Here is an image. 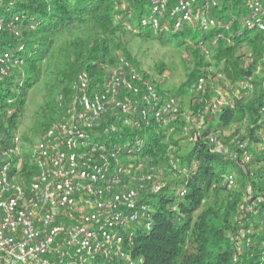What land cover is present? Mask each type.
Instances as JSON below:
<instances>
[{
    "label": "trees",
    "instance_id": "1",
    "mask_svg": "<svg viewBox=\"0 0 264 264\" xmlns=\"http://www.w3.org/2000/svg\"><path fill=\"white\" fill-rule=\"evenodd\" d=\"M144 3L146 0H0V14L7 13L5 9L11 4V14L23 16L18 23L19 37L8 32L0 33V50L7 51L20 62L12 66L0 81V149L16 146L15 132L26 115L27 93L41 77L40 66L55 38L62 32L79 31L77 41L67 47L71 53L66 64L69 76L56 87L55 93L61 96L58 112L46 114L40 122L35 121L31 128L35 136L44 133L61 116V105L69 102L78 73L87 72L91 87L106 81L110 70L117 65L118 49L122 53L120 58L135 67L144 80L154 83L160 94L177 99L176 95L166 90L159 91L160 84L137 68L131 53L126 48H120L119 36L131 34L162 46L172 44L176 39L179 46L193 49L194 65L189 69L183 87L191 95L187 105L189 115L201 114L204 121L198 131V140L188 142L191 145L189 152L177 158V162H169L168 147L177 149L179 145L178 139L171 134H179L188 141L185 128L190 124L185 120L186 114H183L178 99V116L168 123L150 120L148 126L142 124L141 129L135 130L123 123V117L116 112L104 115L91 130L97 140L122 146L126 155L123 161L126 165L130 164L133 172L139 169L141 173H147L150 167L160 169V166L168 165L169 175H173L172 181H167L156 192L151 190L150 185L137 191V204L147 209V218L133 224L124 234L123 249L129 254V261L110 264H234V256L240 264H264V201L256 207L249 206V211L242 208L240 198V189L247 186L254 189L248 188L253 197H256L257 190H264L259 183L264 180V118L259 117L264 112V74L258 80L255 76L264 72V34L249 29L237 34L245 15L240 0H228L214 12L227 21L233 19L228 32L219 28L207 33L191 28L173 33H155L149 29L138 33L125 30V20L139 25L138 19L147 8ZM117 16L120 18L117 19ZM217 32H221L224 39L210 46ZM229 38L231 45L226 42ZM203 41L210 51L208 59L198 47ZM243 48L250 51L254 62H245V56L241 58L239 52ZM20 67L24 71L19 70ZM106 67L110 68L109 72H106ZM221 74L231 81L253 76L251 83L257 93L251 102L250 113L260 120H253L247 139L235 138L232 159L212 151L206 138L213 135L225 147L218 132L227 128L244 110L240 102L239 106L233 103V107L228 104L215 109L208 100L210 92L207 85L220 78ZM199 78L204 80V93L194 91ZM206 104H209L207 110ZM9 110L13 113L9 114ZM211 115L216 122L212 118L209 120ZM237 140L245 142V150L236 148ZM20 146L23 147L21 143ZM27 150L22 148L24 162ZM250 165L256 167L254 173H251ZM227 174L234 178L230 188L224 177ZM237 182L239 190L233 192ZM181 188L185 189L183 196L179 193ZM237 215L241 216L242 222L236 225ZM144 222L148 223V230L143 226ZM242 230L247 232L243 239H239Z\"/></svg>",
    "mask_w": 264,
    "mask_h": 264
},
{
    "label": "built area",
    "instance_id": "2",
    "mask_svg": "<svg viewBox=\"0 0 264 264\" xmlns=\"http://www.w3.org/2000/svg\"><path fill=\"white\" fill-rule=\"evenodd\" d=\"M227 1L146 0L148 15L138 19L139 25L123 21V28L133 33L145 29L173 33L188 28L199 33L218 28L228 32L233 19L227 21L214 14ZM240 1L245 15L237 34L245 29L264 34V0ZM11 7L9 4L7 13L0 14V33L19 37L18 23L23 16L11 14ZM130 17L131 12L127 15ZM215 34L210 46L224 39L221 32ZM226 42L232 44L230 38ZM198 47L208 59L210 51L204 41ZM245 59L251 61L250 54ZM18 63L1 49L0 81ZM105 80L91 87L87 72L77 74L69 102L61 105L60 118L27 150L25 162L16 137L14 148L0 149V264L129 261L123 242L124 234L132 226L125 230L122 227L147 218V209L137 204V191L159 180L160 175H155L153 168L147 173L135 174L130 164L123 161L124 148L97 140L91 130L104 115L116 112L123 117V123L135 130L141 129L142 124L148 126L150 120L168 123L178 116L179 107L176 98L160 94L154 83L144 80L123 58ZM194 91L204 93L202 78L198 79ZM224 105L227 104L222 99L212 104L215 109ZM202 118L201 114L185 115L190 124L185 128L189 143H195L200 137ZM206 138L214 152H224L215 136ZM245 146V142L236 141L238 150H245ZM224 177L227 187L233 186L234 178L229 174ZM150 188L156 192L162 186L152 184ZM179 193L183 196L185 189L181 188ZM143 224L148 230V223ZM244 237L241 233V238ZM232 263L240 264L237 256Z\"/></svg>",
    "mask_w": 264,
    "mask_h": 264
},
{
    "label": "rangeland",
    "instance_id": "3",
    "mask_svg": "<svg viewBox=\"0 0 264 264\" xmlns=\"http://www.w3.org/2000/svg\"><path fill=\"white\" fill-rule=\"evenodd\" d=\"M144 6L147 7V4L144 3ZM148 15V11L145 9L144 13L141 17H146ZM79 34L77 29L70 30L66 33L62 32L58 38H55V42L49 48L48 54L45 60L42 62L40 68L42 69V75L35 82V84L31 87L30 91L27 93V100L25 104V112L26 115L23 117L22 123L19 125L17 131L15 132V137L20 141L23 145V149L27 150L29 147H32L34 143L37 142L39 135L32 134V125L35 121L43 120V117L48 113H52L51 115L57 113V107L59 106L58 100L60 99L59 94H56V87L60 85L61 80H65L68 78L69 73L68 67L66 64L69 62L67 58L71 55L68 51V46L77 41L76 36ZM120 37V48H126L127 51L131 53V57L134 60L137 68L143 73L147 74L150 79L160 84V90H166L169 93L177 96V99L180 102V106L182 107L184 113L189 114L188 103L191 99V95L189 92H185V88L183 87L186 82V75L188 74L189 69L194 65L192 63L193 52L191 50H186L185 46L181 47L177 44L176 39L172 44L167 45H158L152 40H141L138 37H134L131 34H122ZM241 54V58L243 56L246 57L247 54H250L251 61L247 59H243L245 62L252 63L253 57L250 51L246 48H243L242 51L239 52ZM122 56L120 49L116 52V58ZM240 58V59H241ZM118 59V60H119ZM262 59V57H261ZM262 64L264 63V58ZM259 60V59H258ZM264 65V64H263ZM115 68V67H114ZM113 69V68H112ZM21 69V67L19 68ZM110 68L106 67V72H109ZM19 71V72H21ZM24 71V70H23ZM264 72H259L255 76L256 79H261L263 77ZM162 75L165 77L162 79ZM220 78L214 79L211 84H208V92L211 104L216 100L222 99L223 103L229 104L230 106H239L241 103L243 105L242 115L238 114L234 121L228 125L227 128L222 129L218 132L221 137V142L224 143L225 147H223L224 152L221 154L225 158L232 159L234 157L235 148L234 142L235 138H248V129L250 126H253V120H260L258 116H251L250 107H253L251 104L252 101L257 97L256 90H254L251 81H253V76H247L243 79H235L231 81L223 77V75H219ZM240 102V103H238ZM206 110L209 108V104H206ZM240 108V107H239ZM13 112L9 110V114ZM216 115V113H215ZM212 116V115H211ZM208 117L209 120L215 121L214 116ZM261 119L264 118V112H262L259 117ZM60 118V117H58ZM214 118V119H213ZM216 122V121H215ZM173 138L178 139V147L177 149L170 146L168 147L167 155H169V162L172 164L173 161L177 162V158L180 156L187 154L189 152L190 144L187 139L181 135L171 134ZM170 135V136H171ZM91 141H95V138L90 137ZM30 141V143L28 142ZM171 145V144H170ZM213 151V150H212ZM126 158L124 157V161ZM153 168L155 171V175H160L159 180H156L154 185L164 186L167 181H172L173 175H169V166L163 165L160 166V169ZM251 173L256 171V167L250 165L249 167ZM135 174H144L138 169ZM261 187H264V180H261ZM152 184H149L152 187ZM251 188L247 186L245 189H240V198L242 200V208L244 210H249V206L256 207L257 204L264 201V190H257L256 197H253L251 191L248 190ZM239 190L238 182L234 185L233 192ZM261 195L260 197L258 195ZM235 222L237 224H241L242 219L240 215L235 217ZM132 226V224H127L122 227V229H127ZM247 230H242L239 232L241 238V233H246Z\"/></svg>",
    "mask_w": 264,
    "mask_h": 264
}]
</instances>
